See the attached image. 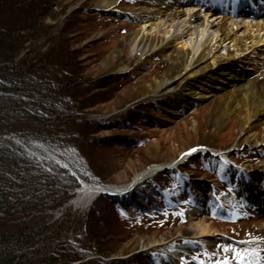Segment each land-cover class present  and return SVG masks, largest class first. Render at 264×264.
<instances>
[{"label": "rangeland", "instance_id": "374dc122", "mask_svg": "<svg viewBox=\"0 0 264 264\" xmlns=\"http://www.w3.org/2000/svg\"><path fill=\"white\" fill-rule=\"evenodd\" d=\"M104 1H110L111 5L101 8ZM56 3V14L59 15L61 9H65V13L56 21L48 17L50 24H62L72 10L77 11V22L69 37L85 70L82 79L88 84L97 81L109 84L106 89L112 99L99 104L96 114L88 115L101 122H123L130 111L137 108L148 111V114H142L145 120L141 123L122 128L118 133L103 131L97 134L110 137L113 144L117 134L134 136L141 141L140 146L125 148L114 144L99 150V163L106 168L108 185L128 184L149 166L167 165L191 150L196 151L176 169L164 170L152 177L159 183V196L150 198V209L145 214L133 216L123 212L117 231L112 229L116 235H110L104 241L106 248L115 249L108 259H131L138 264L137 259L142 256L147 264H223L244 259L240 257L244 251H256L249 242L254 240V233H264L260 229L264 215L249 199L251 196L242 176H249L254 184L253 178L264 173V115L260 122H252L251 129L256 137L247 142L242 134L241 98L231 100L226 95L225 100L202 99L189 106L184 96L171 97V87L164 86L152 92L156 79L167 77L175 64L181 63V58L180 54H174L171 60L163 61L158 46L150 59L144 60L153 47L150 46L151 37L147 38V48L141 46L133 50L131 34L142 27L147 17L141 0H56ZM147 33L156 35L155 29H148ZM187 41L188 38L174 39L173 45L180 49ZM42 46L41 51H45L46 45ZM220 54L226 55V51ZM250 56L248 68L254 64L253 55ZM246 79L255 86H262L264 69L259 73H247ZM231 88L237 87L233 85ZM229 111L230 115H227ZM8 136L0 135L3 140L0 147H14L30 157L33 165L47 167L46 161L51 160L36 149L30 139ZM220 150L230 153L224 158L225 162L211 154ZM238 167L242 168L241 171L237 170ZM196 196L201 198L198 205L201 213L213 222L220 235L209 246L201 238H190L191 247L184 249L188 238L183 235L188 228L187 212L197 204ZM72 199L67 206L76 212L85 213L91 207L77 209ZM62 214L59 209L54 219ZM179 232L181 236H178ZM165 237L176 238L171 244L182 250L180 255L174 256L167 250L172 246L141 251ZM249 245L252 246L244 248ZM134 261L131 264H136Z\"/></svg>", "mask_w": 264, "mask_h": 264}, {"label": "trees", "instance_id": "16d2710c", "mask_svg": "<svg viewBox=\"0 0 264 264\" xmlns=\"http://www.w3.org/2000/svg\"><path fill=\"white\" fill-rule=\"evenodd\" d=\"M56 8V0H0V135L39 140L86 182L108 185L99 150L114 144L140 146L141 141L117 134L113 144L97 134L141 123L148 111H130L123 122L88 115L112 99L109 84L84 82L85 70L69 37L77 11L62 24H50L48 17L56 21L65 13L56 14ZM17 150L0 147V264L134 261L108 259L115 249L106 248L104 241L116 235L123 212L134 216L150 209V198L159 196L156 180L147 179L123 195L101 194L87 212L79 213L67 206L80 187L78 179L51 161L47 167L35 166ZM59 209L63 214L54 219ZM137 261L147 264L142 256Z\"/></svg>", "mask_w": 264, "mask_h": 264}, {"label": "bare ground", "instance_id": "6f19581e", "mask_svg": "<svg viewBox=\"0 0 264 264\" xmlns=\"http://www.w3.org/2000/svg\"><path fill=\"white\" fill-rule=\"evenodd\" d=\"M214 2L227 7L219 10ZM141 3L144 16L147 17L143 20L142 27L131 34L130 44L133 50L141 46L147 48L149 46L147 38L151 37L150 46L153 47L144 60H149L152 51L158 46L163 61L171 60L174 54H180L181 58V63H176L167 77L156 79L152 92H157V89L164 86L171 87V97L184 96L189 106L202 99L216 101L225 100L226 95L231 100L239 97L243 100L240 112V119L244 125L242 134L247 142L254 140L256 135L251 129V124L253 121L260 122L261 116L264 115V79L262 86H255L246 79V76L247 73H259L264 69V0H141ZM110 5V1H104L100 7L106 8ZM154 20L158 22H153ZM148 29H155L156 35L146 34ZM187 38L188 41L183 42L180 49L173 45L174 39ZM221 51H226V55L220 54ZM250 55H253L254 64L248 68V62L252 59ZM233 85L237 88H231ZM228 89H231V94L228 93ZM227 115H230V111ZM229 154L228 150L220 152V155L226 158ZM178 161L180 159H175L167 165ZM158 166L155 164L147 167L137 173L128 184L112 186L109 190H117L119 193H112L110 196L133 191L134 186L129 190L126 187ZM241 169L237 168L238 171ZM242 177L251 196L249 199L255 206L258 205L259 211L264 215V173L253 178L254 184L248 179L249 176ZM99 190L98 184L81 186L72 199V204L77 209L90 206L98 197ZM200 200V196H196L197 206L187 212L188 228L183 235L188 238L184 249L191 247L190 238H201L209 246L217 241L220 235L213 227V222L201 213L202 209L198 206ZM260 229L264 230V221ZM181 235L179 232L178 236ZM253 238L249 244H253L256 251L252 253L244 251L240 256L244 259L238 261L239 263L227 264H264V233H254ZM175 239L161 238L145 246L141 251L154 247L166 249V246H172L167 250L174 256L180 255L182 250L171 244ZM251 246L244 248L248 249Z\"/></svg>", "mask_w": 264, "mask_h": 264}, {"label": "water", "instance_id": "95a60500", "mask_svg": "<svg viewBox=\"0 0 264 264\" xmlns=\"http://www.w3.org/2000/svg\"><path fill=\"white\" fill-rule=\"evenodd\" d=\"M31 143L33 144V146L35 148L40 149L41 151H43L47 155V159L52 160L55 163H57L58 165H60L61 167L67 169L71 175L75 176L78 179V181H79V183H80L81 186H84L86 184H90V183L86 182L85 180H83L81 177H79V175L73 170V168L68 164L67 161H65L63 158H61L60 156H58L57 154H55L53 151H51L50 149H48L43 142H41V141H31ZM167 167H168V165H159L152 172L146 173L142 178L134 181L132 183V185H129L128 187H126V189L129 190L135 184H137V183H139L141 181H144L145 179H147V178L151 177L152 175H154L156 172H160V171H162L163 169H165ZM98 186H100V190L98 192V195H100V194L111 195L112 193L113 194H115V193L118 194L119 193V191H117V190H115V191L109 190L112 186L115 187L116 185L102 186V185H99L98 184ZM125 190H121V191L125 192Z\"/></svg>", "mask_w": 264, "mask_h": 264}, {"label": "snow or ice", "instance_id": "6c2138e0", "mask_svg": "<svg viewBox=\"0 0 264 264\" xmlns=\"http://www.w3.org/2000/svg\"><path fill=\"white\" fill-rule=\"evenodd\" d=\"M237 255H238V258H239V255H240V254L238 253ZM226 264H227V262H226Z\"/></svg>", "mask_w": 264, "mask_h": 264}]
</instances>
